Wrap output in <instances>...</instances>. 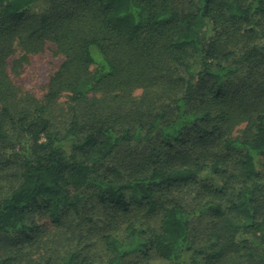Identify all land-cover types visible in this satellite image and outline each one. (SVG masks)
Segmentation results:
<instances>
[{
  "label": "trees",
  "instance_id": "16d2710c",
  "mask_svg": "<svg viewBox=\"0 0 264 264\" xmlns=\"http://www.w3.org/2000/svg\"><path fill=\"white\" fill-rule=\"evenodd\" d=\"M153 256L264 264V0H0V264Z\"/></svg>",
  "mask_w": 264,
  "mask_h": 264
},
{
  "label": "rangeland",
  "instance_id": "374dc122",
  "mask_svg": "<svg viewBox=\"0 0 264 264\" xmlns=\"http://www.w3.org/2000/svg\"><path fill=\"white\" fill-rule=\"evenodd\" d=\"M14 47L13 52L6 59L7 71L11 81L18 88L28 90L37 98H41L46 91V84L50 74L59 66L63 59L62 54L54 49L53 44H49V46L41 52L26 54L27 59L22 61L21 64L14 69V60L25 54L16 44H14ZM66 99L65 96L59 99L62 108L67 104ZM243 127V124L237 126L233 134H240L244 129ZM136 257L137 254H133L130 261L136 259ZM147 260L149 264H167L164 260L156 256L139 261V264H143Z\"/></svg>",
  "mask_w": 264,
  "mask_h": 264
}]
</instances>
